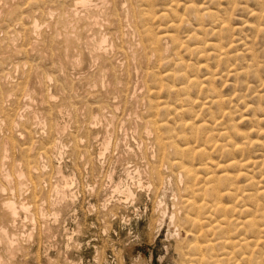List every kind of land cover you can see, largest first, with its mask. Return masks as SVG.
<instances>
[{
    "label": "rangeland",
    "instance_id": "obj_1",
    "mask_svg": "<svg viewBox=\"0 0 264 264\" xmlns=\"http://www.w3.org/2000/svg\"><path fill=\"white\" fill-rule=\"evenodd\" d=\"M27 1L0 0V228L7 231V238L4 235L2 237L0 232V264H198L200 257L197 248L205 247L204 245L207 244L214 246L202 252L204 253L203 263L212 264L216 259L215 264L219 261L224 262L222 264H260L261 262L264 264V0H152L153 2L135 0L134 3L131 0L130 5L127 0L121 1L122 3L120 0H101L102 2L91 0L87 6H77L75 10L74 0ZM118 3L121 5L118 6ZM151 3L152 5H149ZM188 3L191 4L188 6L194 8H189ZM146 6L148 9H144ZM201 6L203 9L208 8V11L211 9V13L214 11L212 14L216 19L204 17L197 22L195 14L190 13V15L189 11L193 12L194 9L201 13L203 10ZM64 8L67 13H62L65 12ZM11 9L17 12L12 13L9 11ZM94 9H96L95 12ZM69 10L72 14H69ZM114 11L116 13H112ZM249 11H255L256 13H251L256 16L249 15L251 14ZM262 11L263 15H261ZM97 12L100 17L94 18ZM138 12L143 13V16L144 13L149 15L143 17ZM110 15H115L116 18ZM130 17H132L131 20ZM157 17L159 19H156ZM177 17L178 21L175 20ZM75 18H80L82 21L79 19L80 21L77 22ZM112 18L117 19L119 23L115 22L114 25ZM150 18L153 19V23ZM100 20H108L109 25L108 22L102 23ZM214 20L217 24L212 23ZM262 20L263 22H260ZM133 21L137 22L136 27ZM179 21L180 24H178ZM36 22L37 28L34 29ZM89 22L92 25H89ZM209 22L214 24L213 27L209 25L211 24ZM221 22L232 24V27L226 24L231 30L240 28L236 29L238 32L233 29V34L230 32L225 33L226 35H215L214 32H217ZM244 22L247 24L249 22V25ZM129 23L133 25L128 27ZM140 23H145V26L141 27ZM104 24L108 27L107 29ZM206 25H209V28ZM198 27H202V30L200 31L201 28L198 29ZM111 28L112 30L120 28L119 31H123L121 32L123 36H120L116 30L113 32ZM136 28L139 32H145L149 39L169 32L171 33L168 35H174L173 38L177 39L174 45L169 41L167 44L166 40L161 42V46L165 43L162 46L164 48H161V52L163 50L164 52L159 56L155 53L158 58L161 56L158 60L156 56L154 57V53L147 51L144 47L146 44H143L142 37L137 36V31L133 34ZM128 30L129 32H126ZM148 30L152 31L153 35ZM258 30L262 31L259 33ZM108 31H112V34ZM117 33L118 36H116ZM199 36L202 37H200L201 40L198 39ZM214 41H217V45ZM221 42L222 46L227 47L223 50L228 57L233 55L231 59L226 56L229 60L221 59L223 62L216 59L217 51L211 50V47H220ZM210 43H214V46ZM197 44L202 45L198 47ZM229 44L233 46L232 54L229 51L231 48ZM177 45L182 46L181 49ZM95 47H98L97 50ZM190 47L192 52L188 54ZM141 49L147 52L143 51L145 54H142ZM202 49L204 54L206 52L205 55ZM193 51L197 54L201 53L198 54L201 56L192 55ZM210 51V54H214L210 55L208 53ZM233 51L235 55H239L235 56ZM146 53H148L147 57H144ZM163 55L169 56V62ZM135 56H137L136 59ZM162 57L164 60L167 59L166 62ZM181 59L183 61H180ZM141 60H147L149 63L141 62ZM253 61L254 64L251 63ZM177 62H182L185 68H182L183 65L179 66ZM200 63L203 66L202 64L199 66ZM233 64H235L233 69H230ZM186 66L189 72L192 67L190 73L187 72ZM240 68L246 70L241 74ZM144 70H147V74ZM231 70L238 71L239 74L232 77L228 72ZM167 72L168 74L171 72V75H175L176 78L168 80L162 78ZM177 72L183 73L184 76L178 79ZM226 72L228 74H224ZM216 74H219L217 75L220 77L219 80ZM206 76L209 79L205 78ZM182 77L186 80L185 82L188 81L185 83L186 91L183 88L185 86H181L184 81ZM197 77L198 81L204 78L207 80L198 82V88L190 86L189 82L191 83ZM168 86L172 88L169 90ZM162 87H164L163 90L167 87V93L159 92ZM179 87L182 90H179ZM199 89L201 91L204 89L202 94L198 92ZM193 90L199 95L193 93ZM208 90L212 92L208 93ZM178 92L180 95L176 94ZM181 92L185 95H181ZM120 93L126 96L125 101ZM186 96L189 97V101L186 100ZM217 96H220L222 101L219 102L218 100L221 99ZM215 99L218 100L215 102ZM159 101L167 103L160 105ZM179 101L180 104H178ZM207 103L212 106L209 108ZM201 105L203 106L199 107ZM160 106L164 107V110H157L161 108ZM204 106L207 109H204ZM172 107L176 108L172 110L178 114L172 113ZM223 110L227 113L222 114ZM160 113L166 114L162 116L163 121H159ZM153 119L159 125L162 122L168 127V129L161 127L159 131V134L166 133L161 136L165 137L166 143H171V149L167 147V156L164 159L158 158L154 136L150 133L152 128L149 125L145 126L147 121H154ZM183 120L189 125L181 124ZM201 123L205 125L204 129L201 128ZM190 125L194 129L191 133ZM145 129L151 131L147 132ZM162 129H165V132ZM223 130L227 131L226 136L229 138L218 137L219 134L224 133ZM180 131L184 135H181ZM174 132L175 134L180 132V134L175 137ZM184 136L186 138L182 140ZM242 137L244 138L241 139ZM250 139L251 142L260 145L254 146V144L249 152L246 145L251 142L246 143L243 140ZM200 142H203V145H199ZM213 142L214 145L220 144L215 146L226 147V149L219 151L217 149L220 148H213ZM236 145L238 150L235 149ZM183 146L185 148L189 146L188 148L194 150L204 148L206 155L205 157L193 156L197 159H189L183 154H179V157L175 149L183 150ZM197 146L200 147L196 148ZM227 149L232 155H227L229 154ZM241 150L242 153L238 155L237 151ZM248 152L249 156H247ZM246 157L247 160L251 159L257 164L254 168H250L252 170L248 168L250 171L245 173L248 171L243 166L244 161H247ZM198 158H202L203 161ZM229 160L234 162L237 160L238 163H242H239L242 166L237 162L239 166L234 165L235 163ZM192 162L195 164L191 165ZM204 163H206L205 167ZM196 164L198 167L203 164L204 167L202 168L204 170L200 169L199 173L196 171V174H199L197 182H206L208 178L220 177V189L225 194L230 191L236 193L238 198L230 192V195L227 194L229 198L223 196L219 202V205L226 204L220 206L226 207V211L230 208V212L225 213V218L216 217L221 216L222 213L218 214L213 210L205 215L204 210L196 212L185 205L184 202L190 198L191 191L186 188L190 187V184L189 186L185 184L186 175L182 172L185 169L181 165L197 167ZM237 171L239 174L235 173ZM181 172L183 178L180 179ZM230 174L232 178L228 177ZM224 177L229 178L227 183L222 180L225 179ZM66 185L68 188L65 187ZM229 188L230 190H227ZM127 191L133 193V198L127 196ZM251 195H253L252 198ZM4 199L15 203L17 212L15 217H9V213L6 214L3 204L7 200ZM230 203L236 205L231 206ZM22 205L28 209L25 211L21 208ZM246 207L250 209L249 214L255 216L252 220L254 218L256 221L258 225L256 228L249 229L241 225V222L249 216L245 213ZM261 208L263 211L260 210ZM163 212H166L164 217H162ZM172 215L175 216L173 223L170 222ZM209 215L211 220L204 221V217ZM199 218L204 223L198 224L196 220ZM220 220L230 235L229 249L227 245L225 247L220 245L221 242L227 243L226 234L228 236L227 232L220 233L215 227ZM216 222L217 224L212 225L215 228L210 226ZM224 223H228L229 227ZM209 226L216 231L211 230ZM221 234L225 237H221ZM256 238H259L258 242H255L258 240ZM240 239L250 242V247L247 249L243 243L237 246ZM209 254H213L212 258H214L209 257L211 256ZM220 256H224L225 259ZM257 258L261 259V262ZM210 259L214 261L211 262Z\"/></svg>",
    "mask_w": 264,
    "mask_h": 264
},
{
    "label": "bare ground",
    "instance_id": "obj_2",
    "mask_svg": "<svg viewBox=\"0 0 264 264\" xmlns=\"http://www.w3.org/2000/svg\"><path fill=\"white\" fill-rule=\"evenodd\" d=\"M19 1H20V0H19ZM21 1H22V0H21ZM25 1H27V0H25ZM28 1H29V0H28ZM28 1H27V2H28ZM34 1H36V0H34ZM90 1H91V0H74V1H73V8H74V10H75L77 6L85 7V6H87V5L89 4ZM117 1H118V0H117ZM121 1H123V0H120V2H121ZM127 1H129V5H130V3H132L131 0H127ZM134 1H135V0H133V3H134ZM139 1H140V0H139ZM139 1H138V2H139ZM146 1H151V2H153L152 0H146ZM166 1H167V0H166ZM208 1H209V0H208ZM257 1H259V0H257ZM260 1H261V0H260ZM31 2H32V0H31ZM37 2H39V1H37ZM37 2H36V3H37ZM93 2H94V1H93ZM100 2H102V1L100 0ZM104 2H105V1H104ZM107 2H108V1H107ZM110 2H111V1H110ZM144 2H145V0H144ZM144 2H143V3H144ZM121 3H122V2H121ZM127 3H128V2H127ZM139 3H140V2H139ZM146 3H147V2H146ZM146 3H145V5H146ZM148 3H150V2H148ZM169 3H170V2H169ZM93 4H94V3H93ZM104 4H105V3H104ZM104 4H102V5H104ZM115 4H117V3L115 2ZM119 4H120V3H118V6H119ZM124 4H126V3H124ZM16 5H17V4H16ZM108 5H111V4H108ZM120 5H121V4H120ZM132 5H134V4H132ZM141 5H143V4H141ZM147 5H148V4H147ZM149 5H152V3L149 4ZM167 5H168V4H167ZM188 5H191V4L188 3L187 6H188ZM59 6H60V5H59ZM89 6H90V5H89ZM114 6H115V7H118L117 5H114ZM114 6H113V8H114ZM127 6H128V5H127ZM134 6H135V5H134ZM193 6H194V5H193ZM231 6H233L232 2H231ZM234 6H236V4H235ZM10 7H11V6H10ZM102 7L109 8L110 6H109V7L102 6ZM129 7L131 8L132 6H129ZM129 7H128V9H129ZM136 7H137V6H136ZM147 7H148V6H146L144 9H146ZM168 7H170V6H168ZM168 7H167V8H168ZM184 7H186V6H184ZM188 7H189V8H190V7H191V8H194V7H192V6H188ZM188 7H187V8H188ZM199 7H200V6H199ZM201 7H202V9H203V6H201ZM65 8H66V7H65ZM65 8H64V11L66 10ZM71 8H72V7H71ZM89 8H90V7H89ZM113 8H112V9H113ZM132 8H135V7H132ZM139 8H142V7H139ZM151 8H153V7L151 6ZM204 8H205V7H204ZM233 8L235 9V7H233ZM20 9H21V8H20ZM87 9H88V8H87ZM99 9H100V8H99ZM114 9H115V8H114ZM135 9H137V8H135ZM147 9H148V8H147ZM169 9H170V8H169ZM200 9H201V8H200ZM260 9L262 10V8H260ZM74 10H72V11H74ZM118 10H119V12H120V9H118ZM121 10H122V9H121ZM123 10H125V9H123ZM130 10H133V9H130ZM138 10H139V9H138ZM138 10H137V11H138ZM140 10H143V9H140ZM167 10H168V9H167ZM187 10H188V9H187ZM208 10H209L208 8H207V9L205 8V9L201 10V13H199L198 10H194V9H193V12H191V11H189V10H188V11H189V14H190V13L195 14L194 16H195V19H197V22H200L199 20H202L204 17H208V19L210 18L211 20L214 19V18L216 19V17H214V14H212L214 11L211 13V12H210L211 9H210V11H208ZM9 11H12V13H13V11H16V12H17V10H12V9L9 10ZM54 11H55V10H54ZM58 11H59V10H58ZM66 11H67V10H66ZM66 11H65V12H62V13H67ZM87 11L89 12V10H86V12H87ZM95 11H96V9H94V12H95ZM100 11H101V10H100ZM100 11H98V12H100ZM103 11H106V10H103ZM103 11H102V12H103ZM115 11H116V10H115ZM115 11L112 12V13H116ZM126 11H127V10H125V12H126ZM137 11H136V12H137ZM147 11H150V10H146V12H147ZM162 11H163V13H164V10H162ZM162 11H160V13H162ZM16 12H14V14H16ZM24 12H25V11H24ZM49 12H50V11H49ZM75 12H76V11H75ZM80 12H81V11H80ZM90 12H91V10H90ZM90 12H89V13H90ZM98 12H97V15H95L96 17L94 16V18H97V16H98ZM109 12H110V11H109ZM143 12H144V11H143ZM150 12H151V11H150ZM169 12H171V11H169ZM172 12H173V10H172ZM249 12H250V13H251V12H252V13H256L255 11H249ZM21 13H22V12H21ZM47 13H48V12H47ZM70 13H71V11L69 10V14H70ZM104 13H105V12H104ZM117 13H118V12H117ZM122 13H123V12H122ZM122 13H121V14H122ZM138 13L140 14V12H138ZM151 13H152V12H151ZM230 13H231V12H230ZM252 13H251V14L248 13V14L253 16ZM257 13H258V12H257ZM71 14H72V13H71ZM109 14H111V13H109ZM109 14H108V15H109ZM132 14H133V13H132ZM134 14H135V13H134ZM164 14H165V13H164ZM164 14H163V15H164ZM199 14H200V15H199ZM67 15H68V14H67ZM75 15H76V14H75ZM77 15H78V14H77ZM104 15H105V14H104ZM119 15H120V13H119ZM122 15H124V14H122ZM122 15H121V16H122ZM137 15H138V14H137ZM140 15L143 16V13H141ZM145 15H147V14L144 13V16H143V17H145ZM148 15H149V13H148ZM148 15H147V16H148ZM190 15H191V14H190ZM215 15H217V14H215ZM261 15H263V11H262V14H261ZM78 16H79V15H78ZM83 16H84V15H83ZM110 16H112V15H110ZM114 16H115V15H113L112 17H113V18H116V17H114ZM130 16H133V15L130 14ZM135 16H136V15H135ZM255 16H256V15L254 14L253 17H255ZM75 17H76V16H75ZM92 17H93V16H92ZM98 17H100V16H98ZM104 17H106V16H104ZM119 17H120V16H119ZM158 17H159V15H158ZM158 17H157L156 19H159ZM160 17H163V18H164L165 16H161V15H160ZM175 17H176V16H175ZM175 17H174V18H175ZM250 17H251V16H250ZM257 17H258V16H257ZM82 18H83V17H82ZM88 18H90V17H88ZM113 18H112L111 20H113ZM121 18H123V17H121ZM131 18H132V17H130V20H131ZM163 18H162V20H163ZM229 18H230V17H229ZM261 18H262V16H261ZM76 19H78V18H75V21H77V22L80 21V20L82 21V19H80V18H79L80 20H79V19L76 20ZM108 19H109V18H108ZM134 19H135V17H134ZM136 19H137V18H136ZM139 19H141V18H139ZM142 19H143V18H142ZM144 19H146V18H144ZM177 19H178V17H177L175 20H177ZM182 19H183V18H182ZM182 19H180L181 22H182ZM254 19H256V18H254ZM92 20H93V19H92ZM127 20H129V17H127ZM127 20H126V21H127ZM263 20H264V19H263ZM263 20L260 21V22H263ZM101 21H102V20H100V22H101ZM105 21H106V20H105ZM105 21H102V23H105ZM119 21H120V20H119ZM138 21H139V20H138ZM150 21H152V23H153V19H152V18H150ZM150 21H145V22H150ZM155 21H156V20H155ZM177 21H178V20H177ZM183 21H184V20H183ZM209 21H210V20H209ZM215 21H216V20L212 21V23L215 22ZM83 22H85V21L83 20ZM106 22H108V20H107ZM115 22H116V23H119V22L117 21V19H114V20H113V24H114V25L116 24ZM129 22L131 23V21H129ZM140 22H141V21H140ZM143 22H144V21H143ZM171 22H172V21H171ZM171 22H170V23H171ZM181 22L179 21L178 24H180ZM193 22H194V21H193ZM223 22H224V21H223ZM85 23H88V22H85ZM91 23H93V22H91ZM97 23H98V22H97ZM110 23H111V22H110ZM121 23H122V22H120V24H121ZM130 23H129L128 27L133 25V24L130 25ZM132 23H134L135 27L137 26V22H136V21H133ZM174 23H175V22H174ZM209 23H211V22H209ZM212 23L209 24V25H211V27H213L212 25H214V24H212ZM215 23H216V22H215ZM227 23H228V22H227ZM227 23L224 24V23L221 22V23L219 24V29H218V27H217V30L215 29L217 32H216V33L214 32V34H215V35H216V34L221 35V34H225V33L227 34V33H230V32H232V31H234L233 29L236 30L237 28H240V27H236V28H232V30H231L229 27H230V26L232 27V24L230 25V23H228V24L230 25V26L228 27V26H226ZM95 24H96V23H95ZM106 24H107V23H106ZM140 24H142V23H140ZM140 24H138V25L141 26ZM149 24H150V23H149ZM175 24H177V23H175ZM175 24H174V25H175ZM216 24H217V23H216ZM244 24H247V23L244 22ZM250 24H251V23H250ZM86 25H87V24H86ZM89 25H92V24H90V22H89ZM108 25H109V22H108ZM108 25H107V26H108ZM122 25H123V23H122ZM143 25L145 26V23L142 24L141 27H143ZM168 25H169V24H168ZM209 25H206V26L208 27ZM247 25H249V22H248ZM263 25H264V23H263ZM119 26H120V25H119ZM170 26H171V24H170ZM178 26H179V25H178ZM178 26H176V27H178ZM34 27H35L34 29L37 28V22L34 23ZM104 27H105V24H104ZM120 27L123 28V26H120ZM146 27H147V26H146ZM166 27H169V26H166ZM171 27H173V26H171ZM202 27H203V26H202ZM202 27H200L201 29L198 27V29H200V31H201V30H202ZM259 27H260V26H259ZM31 28H32V27H31ZM105 28L107 29L108 27H105ZM144 28H145V27H144ZM149 28H150V27H149ZM174 28H175V27H174ZM203 28H204V27H203ZM205 28H206V27H205ZM208 28H209V27H208ZM109 29H110V28H109ZM119 29H120V28H119ZM119 29H118V28H117V29L115 28L114 30H112V28H111V30H112L113 32L116 30V32L120 33V36H123V35H121V32H123V31H119ZM198 29H197V30H198ZM241 29H242V28H241ZM241 29H240V30H241ZM262 29H263V28H262ZM141 30H142V29H141ZM164 30L166 31L165 26H164ZM215 30H213V31H215ZM237 30H238V29H237ZM237 30H236V31H237ZM240 30H239V33H240ZM255 30H257V29H255ZM106 31H107V30H106ZM112 31H111V32L108 31V32H109L110 34H112ZM135 31H137V34H138L137 36L142 37V39H141L140 37H139V38L142 40V42H144L143 44H146V46H144V47H146L147 51L149 50L151 53H154V57L156 56L155 53H158V56H159V55H161V53L164 52V50H163V52H161V48H164V47H162V46H164V44H165V43H163V45L161 46V42H162L163 40H166V43H167V41H169L170 43H173V45H174V42H175L176 39H177V38H176V39L173 38L174 35H173V36L168 35L169 33H171V32H169V31H168L169 33L161 34V36H160V35H159V36L156 35V36H158L157 38H152V37H151L150 39L148 38V35H147V34H146V35L144 34L145 32H144V33H142L141 31L139 32V29H138V28H136V30L133 31V34H135V33H134ZM144 31H145V30H144ZM148 31H150V30H148ZM211 31H212V30H211ZM260 31H262V30H258L259 33H260ZM35 32H36V31H35ZM116 32H115V33H116ZM126 32H129V30L126 31ZM131 32H132V30H131ZM146 32H147V28H146ZM150 32H151V35H153L152 31H150ZM163 32H164V31H162V33H163ZM237 32H238V31H237ZM118 33H117V35H116V34H114V35L118 36V35H119ZM107 34H108V33H107ZM149 34H150V33H149ZM214 34H213V35H214ZM226 34H225V35H226ZM232 34H233V32H232ZM235 34H236V32H235ZM236 35H237V34H236ZM112 36H113V35H112ZM116 36H115V37H116ZM228 36H231V35H228ZM228 36H226V37H228ZM232 36H233V35H232ZM234 36H235V35H234ZM200 37H201V36H199L198 39L201 40L202 37H201V38H200ZM215 37H219V36H215ZM121 38H122V37H121ZM220 38H222L223 40H225V39H224L223 37H221V36H220ZM228 38H230V37H228ZM236 38H237V37H236ZM117 39H118V38H117ZM196 39H197V38H196ZM232 39H233V38H232ZM114 40H115V39H114ZM114 40H113V41H114ZM125 40H126V39H125ZM141 40H139V41H141ZM200 40H197V41H200ZM227 40H228V39H227ZM227 40H226V42L228 43L229 40H228V41H227ZM235 40H236V39H234V41H235ZM105 41H107V39H106ZM219 41H220V39H219ZM230 41H231V40H230ZM117 42H118V40H117ZM178 42H179V41L177 40V43H178ZM214 43H215V45H217V44H216L217 41H214ZM214 43H212V44L210 43V45H211V46H214V45H213ZM224 43H225V42H224ZM224 43H223V44H224ZM96 44H97V43H96ZM141 44H142V43H141ZM167 44H169V43H167ZM179 44H181V43H179ZM179 44H178V45H179ZM198 44H199V43H198ZM198 44H197L198 47H200V45H202V44H200V45H198ZM203 44H204V43H203ZM218 44H219V43H218ZM231 44L234 45L233 42H231ZM139 45H140V44H139ZM139 45H138V46H139ZM178 45H177V47H178L179 49H181L182 46L179 47ZM181 45H183V44H181ZM208 45H209V44H208ZM224 45H225V44H224ZM229 45H230V44H229ZM229 45H228V46H229ZM101 46H102V45H101ZM101 46H100V47H101ZM114 46H115V45H114ZM119 46H120V45H119ZM134 46H135V45H134ZM169 46H170V45H169ZM205 46H206V45H205ZM211 46H209V47H211ZM221 46H222V42H221ZM221 46H220V47H217V48H214L215 46H214V47H211V48H212L211 50H214V49H215L214 52L217 51V52H215V53H217V55L215 54L216 59H219V61L223 62V61H225L224 58H227L228 55H227V53L223 50V49H225V48L227 49V47L222 46V48H221ZM230 46H231V45H230ZM89 47H91V46H89ZM144 47H142V48L144 49ZM171 47H172V44H171ZM175 47H176V45H175ZM195 47H196V45H195ZM203 47H204V46H203ZM232 47H233V46H231V48L228 47V48H229V51H230V54H232V51H231ZM91 48H93V47H91ZM96 48H98V47H95V49H96ZM192 48H193V47H192ZM204 48H205V47H204ZM122 49H123V48H122ZM134 49H135V48H134ZM138 49H140V48H138ZM143 49H141V50H142L141 53H142V54H145L143 51H145V52H147V51H146V50H143ZM170 49H171V48H170ZM170 49H169V50H170ZM199 49H200V48H198V50H199ZM90 50H92V49H90ZM96 50H97V49H96ZM101 50H102V48H101ZM135 50H137V49H135ZM172 50H174V49H172ZM176 50H178V49H176ZM194 50H195V49H194ZM196 50H197V49H196ZM198 50H197V51H198ZM88 51H89V50H88ZM94 51H95V50H94ZM106 51H107V50H106ZM185 51H187V49H186ZM190 51H191V47H190V50H189L188 54L192 52V51H191V52H190ZM202 51H203V49H202ZM96 52H97V51H96ZM123 52H124V51H123ZM123 52H122V53H123ZM139 52H140V51H139ZM139 52H138V53H139ZM174 52H175V51H174ZM233 52H234V51H233ZM133 53H134L135 55H137V53H135V52H133ZM159 53H160V54H159ZM171 53L173 54L172 56H174V53H173V52H171ZM175 53H176V52H175ZM184 53H185V52H184ZM208 53L210 54L211 51L208 52ZM90 54H91V53H90ZM106 54H107V53H106ZM125 54H126V53H125ZM139 54H140V53H139ZM147 54H148V53H146V55H144V57H147ZM176 54H178V53H176ZM193 54L196 55L197 53H195V52L193 51L192 55H193ZM198 54H201V53H198ZM198 54H197V56H201V55H198ZM205 54H206V52H205ZM205 54H204V51H203V55H205ZM209 54H208V55H209ZM213 54H214V53H213ZM213 54H210V55H213ZM233 54L235 55V52H234ZM236 54H237V52H236ZM99 55H100V54H99ZM123 55H124V54H123ZM131 55H132V54H131ZM131 55H130V56H131ZM149 55H150V53H149ZM185 55H186V53H185ZM238 55H239V54H238ZM238 55H235V56H238ZM97 56H98V54H97ZM97 56H96V57H97ZM103 56H104V55H103ZM158 56H156V58L159 60V58H160L161 56H160L159 58H158ZM163 56H164V55H163ZM175 56H176V55H175ZM197 56H196V57H197ZM226 56H227V57H226ZM235 56H234V57H235ZM99 57H100V56H99ZM136 57H137V56H135V59H136ZM149 57H150V56H149ZM164 57H167V56H164ZM164 57H162V58H163V61L166 62L167 59L165 58V60H164ZM168 57H169V56H168ZM168 57H167V58H168ZM207 57H208V56H207ZM230 57L232 58L233 55H232V56H229L228 58H230ZM93 58H95V57H93ZM142 58H143V57H142ZM150 58H152V57H150ZM162 58H161V60H162ZM175 58H176V57H175ZM175 58H174V60L177 59V58H176V59H175ZM178 58H179V56H178ZM228 58H227V59H228ZM231 58H230V59H231ZM133 59H134V58H133ZM143 59H144V58H143ZM179 59H180V58H179ZM179 59H177V60H179ZM221 59H222L223 61H222ZM147 60L150 61L149 59H147ZM147 60H144V61L147 62ZM153 60H155V58H153ZM161 60H160V61H161ZM212 60H213V59H212ZM228 60H229V59H228ZM252 60H253V59H252ZM105 61H106V60H105ZM144 61L141 60V62H144ZM155 61H156V60H155ZM160 61H157V63H158V62L160 63ZM180 61H183V60L181 59ZM216 61H217V60H216ZM219 61H218V62H219ZM102 62H103V61H102ZM136 62H137V61H136ZM161 62H162V61H161ZM167 62H169V58H168ZM170 62H172V59H170ZM139 63H140V62H139ZM147 63H149V62H147ZM251 63L254 64V61L251 62ZM177 64H179V66H182V65H183L182 62H181V63H180V62H177ZM201 64H202V63H200V64H198V65L200 66ZM218 64H220V63H218ZM218 64H217V65H218ZM224 64H226V63H224ZM230 64H231V63H230ZM116 65H117V64H116ZM155 65H156V64H155ZM158 65H159V64H158ZM160 65H161V64H160ZM172 65H173V64H172ZM234 65H235V64H233V65L231 66L232 68L230 67V69H233V66H234ZM142 66H143V65H142ZM173 66H176V65L174 64ZM183 66H184V65H183ZM183 66H182V68H185V66H184V67H183ZM190 66H194V65H190ZM196 66H197V65H196ZM202 66H203V64H202ZM202 66H201V67H202ZM223 66H224V65H223ZM226 66H228V65L226 64ZM146 67H148V66H146ZM197 67H198V66H197ZM245 67H246V66H245ZM258 67H259V66H258ZM258 67H256V68H258ZM144 68H145V67H144ZM176 68H177V70H179L178 67H176ZM182 68H180V69L182 70ZM186 68H188V67L186 66ZM191 68H192V67H190V72H191V70H192ZM199 68H200V67H199ZM235 68H236V67H235ZM243 68H244V67H243ZM243 68H242V69H243ZM250 68L253 69V67H251V66H250ZM146 69L150 70L149 68H146ZM234 70H235V69H234ZM244 70H246V69L241 70V68H240V71H239V72H241V74H242V73H243L242 71H244ZM108 71H109V70H108ZM112 71H113V70H112ZM144 71H145L144 73H146L147 70H144ZM171 71H172V70H171ZM174 71H175V70H174ZM185 71H186V70H185ZM215 71H216V70H215ZM187 72L190 73V72H189V68H188ZM228 72H229V74H231V76H232V75L236 76V74H239V73H237L238 71H233V70L228 71ZM228 72H226V73H224V74H228ZM149 73H150V72H149ZM163 73H164V72H163ZM163 73H162V74H163ZM178 73H179V72H177L176 74H178ZM110 74H111V73H110ZM121 74H123V73H121ZM140 74H141V72H140ZM146 74H147V73H146ZM150 74H151V73H150ZM150 74H149V75H150ZM172 74H173V73H172ZM180 74H181V73H179L178 75H176L178 79H181L180 77L183 75V73H182L181 75H180ZM163 75H164V74H163ZM186 75H187V74H186ZM217 75H219V74H216L215 76H217ZM183 76H184V75H183ZM190 76H191V75H190ZM194 76H195V75H194ZM194 76H193V77H194ZM109 77H110V76H109ZM122 77H123V76H122ZM141 77H142V76H141ZM146 77H147V76H146ZM212 77H213V74H212ZM217 77H218V76H217ZM222 77H224V75H223ZM232 77H233V76H232ZM107 78H108V77H107ZM112 78H114V77L112 76ZM124 78H125V77H124ZM142 78H143V77H142ZM162 78H166V80H168V79H174V78H176V77H175V75H171V72H170V74H168V72H167L164 76H162ZM189 78H190V77H189ZM191 78H192V76H191ZM205 78H208V76H206ZM205 78H204V79L202 78V79H203V80H207V79H205ZM219 78H220V77H218L217 79L219 80ZM127 79H128V78H127ZM143 79H145V78H143ZM143 79H142V80H143ZM156 79H157V78H156ZM182 79L184 80V77H182ZM192 79H193V78H192ZM196 79H197V80H196ZM208 79H209V78H208ZM212 79H213V78H212ZM212 79H210V80H212ZM108 80H109V79H108ZM120 80H121V79H120ZM154 80H155V79H154ZM162 80H163V79H162ZM166 80H165V81H166ZM183 80H181V81H183ZM187 80H188V79H187ZM198 80H199L198 77L194 79V81H197V82H194V81L191 80L192 82H191V83L189 82L190 86H192V87H195V86H196V87L198 88L199 85H197V83L203 81V80H201V81H198ZM173 81H174V80H173ZM176 81H178V80H176ZM181 81H180V82H181ZM185 81H186V80H184L183 83H181V86H185V83H188V81H187V82H185ZM189 81H190V80H189ZM213 81H215V80H213ZM126 82H127V81H126ZM143 82H145V80H144ZM153 82H154V81H153ZM156 82H157V81H156ZM161 82H162V81H161ZM166 82H167V81H166ZM166 82H165V83H166ZM180 82H179V84H180ZM208 82H209V81H208ZM120 83H121V82H120ZM130 83H131V82H130ZM169 83L171 84V81H170ZM205 83H206V82H205ZM209 83H210V82H209ZM213 83H214V82H213ZM213 83H212V85H213ZM107 84H108V83H107ZM162 84H164V83L162 82ZM182 84H183V85H182ZM198 84H199V83H198ZM202 84H203V83H202ZM141 85H142V81H141ZM165 85H167V84H165ZM187 85H188V84H187ZM203 85H204V84H203ZM131 86H132V85H131ZM144 86H145V85H144ZM155 86H157V84H156ZM159 86H160V85H159ZM161 86H164V85H161ZM171 86H173V85H171ZM190 86H189V88L191 89ZM118 87H119V86H118ZM124 87H125V86H124ZM126 87H127V86H126ZM173 87H174V86H173ZM201 87H202V86H201ZM204 87L207 88V89H212V88H210V87H206V86H204ZM211 87H216V86H211ZM122 88H123V87H122ZM146 88H147V87H146ZM152 88H155V87L152 86ZM152 88H151V90L154 92V90H153ZM158 88H159V87H158ZM166 88H167V87H166ZM166 88H165V90H163L164 87H162V88H161L162 90H159V92H160V91H165V92H166ZM168 88H169V90H170L172 87H169V86H168ZM183 88H185L184 90L186 91V88H187V87L185 86V87H183ZM197 88H192V89H197ZM205 88H204V89H205ZM127 89H128V88H127ZM131 89H132V88H131ZM155 89H156V88H155ZM173 89H175V88H173ZM180 89H181V87H179V90H180ZM201 89H202V88H201ZM204 89H203V90H204ZM157 90H158V89H157ZM157 90H155V92H156ZM176 90H177V88H176ZM181 90H182V89H181ZM199 90H200V89H199ZM203 90H202V91H203ZM205 90H206V89H205ZM215 90H216V89H215ZM125 91H127V90H125ZM131 91H132V90H131ZM152 91H150V93H151ZM193 91H194L193 93H196L195 90H193ZM196 91H198V90H196ZM202 91L200 90V91H198V92H201V94H202V93H203ZM210 91H211V90H210ZM210 91L208 90V93H209ZM114 92H115V91H114ZM133 92H134V91H133ZM176 92H177V91H176ZM189 92H191V91H189ZM204 92H207V91H204ZM211 92H212V91H211ZM214 92H215V95H216V91H214ZM146 93H147V94H150V93H148V92H146ZM166 93H167V92H166ZM187 93H188V90H187ZM187 93H186V95H188ZM120 94H121V93H120ZM176 94H179V92L176 93ZM176 94L174 93V96H176ZM182 94L185 95L183 92H181V95H182ZM189 94L191 95V93H189ZM196 94H198V93H196ZM107 95H108V94H107ZM121 95H122V94H121ZM125 95H126V93H125ZM157 95H158V93H157ZM179 95H180V94H179ZM179 95H178V96H179ZM198 95H199V94H198ZM212 95H214V94L212 93ZM137 96H138V95H137ZM188 96H189V95H188ZM188 96H186V97H187L186 100L189 98ZM209 96H210V95H209ZM129 97H130V96H129ZM147 97H148V96H147ZM149 97H150V96H149ZM149 97H148V98H149ZM179 97H180V96H179ZM197 97H199V96H197ZM211 97H212V96H211ZM219 97H220V96H217V98H219ZM263 97H264V96H263ZM122 98L124 99L123 101H125L126 96H123V95H122ZM176 98H177V97H176ZM176 98H175V100H177ZM180 98H182V97H180ZM209 98H210V97H209ZM213 98H214V97H213ZM178 99H179V98H178ZM182 99H184V98H182ZM220 99H221V97H220ZM189 100H190V99H188L187 101H189ZM209 100H210V99H209ZM216 100H218V99H215V102H216ZM149 101H150V100H149ZM149 101H148V102H149ZM184 101H185V99H184ZM212 101H213V99H212ZM218 101L220 102V101H222V99H221V100H218ZM218 101H217V102H218ZM159 102H161V101H159ZM205 102H206V101H205ZM209 102H210V101H209ZM219 102H218V105H219ZM223 102H226V100H223ZM115 103H116V102H115ZM138 103H139V102H138ZM162 103H163V104H162ZM166 103H167V102H166ZM166 103L161 102L160 105H161V104L164 105V104H166ZM111 104H112V102H111ZM120 104H121V103H120ZM130 104H131V103H130ZM133 104H134V103H133ZM178 104H180V101L178 102ZM203 104H204V103H203ZM207 104H208V103H207ZM207 104H206V105H207ZM215 104H216L215 106L217 107V103H215ZM224 104H225V103H224ZM107 105H108V104H107ZM118 105H119V104H118ZM148 105H149V104H148ZM155 105H156V104H155ZM206 105H205V106H206ZM208 105H209V104H208ZM110 106H111V105H110ZM127 106H128V105H127ZM179 106H180V105H179ZM202 106H203V105H201V106H199V107H202ZM205 106H204V109H207V107H205ZM210 106H212V104L209 105L208 107L210 108ZM245 106H247V105H245ZM101 107H102V106H101ZM108 107H109V106H108ZM111 107L113 108V106H111ZM160 107H161V106H160ZM165 107H166V106H165ZM213 107H214V106H213ZM216 107H215V108H216ZM222 107H223V105H222ZM247 107H248V106H247ZM157 108H159V105H157ZM174 108H175V107H174ZM174 108L172 107L171 110L174 109ZM181 108H182V107H181ZM244 108H245V107H244ZM103 109H104V108H103ZM110 109H111V108H110ZM146 109H148V108H146ZM161 109L164 110V107H163V108L161 107L160 109H157V110H161ZM168 109H169V108H168ZM168 109H167V110H168ZM175 109H176V108H175ZM175 109H174V110H175ZM182 109H183V108H182ZM184 109H185V108H184ZM186 109H187V108H186ZM201 109H203V108H201ZM246 109H248V108H246ZM246 109H245V110H246ZM177 110H179V109H177ZM150 111H151V110H150ZM150 111H148V112H150ZM172 111H173V110H172ZM180 111H181V109H180ZM183 111H185V110H183ZM188 111H189V110H188ZM219 111H220V109H219ZM155 112H156V111H155ZM170 112H171V111H170ZM174 112H176V111H173L172 113L174 114ZM185 112H186V111H185ZM224 112L227 113L226 110H225V111L223 110V111H222V114H224ZM161 113H163V112H161ZM161 113H160V114H161ZM164 113H166V112H164ZM172 113H171V114H172ZM176 113L178 114V112H176ZM149 114H151V113H149ZM149 114H148V115H149ZM177 114H176V115H177ZM153 115H154V114H153ZM153 115H152V116H153ZM165 115H166V114H165ZM165 115H164V114H161V116H160L161 119L159 120V118H158V120H159V121H163L164 118H163L162 116H165ZM149 116L151 117V115H149ZM149 116H148V117H149ZM178 116H179V115H178ZM223 116H224V115H223ZM142 117H143V115H142ZM146 118H147V117H146ZM147 119H148V118H147ZM162 119H163V120H162ZM240 119H241V118H240ZM242 119L244 120L245 118L243 117ZM247 119H248V118H247ZM153 120H154V119H153ZM214 120H215V119H214ZM180 121H182V120H180ZM193 121H194V120H193ZM245 121H246V120H245ZM263 121H264V120H263ZM184 122H185V121L183 120V123H182V122H180V123H181V124H185V125H186V124L189 125L188 123H184ZM188 122H189V121H188ZM202 123H203V122H202ZM202 123H201V124H202ZM199 124H200V122H199ZM216 124H217V123H216ZM147 125H149V126L152 128V132H150L151 130L149 131V130H146V129H145V131H147V132L149 131V132H150L151 134H153V136H154V142H155L154 144L156 145L157 150H158V151H157V152H158V154H157V155H158V158H160V159H161V158H162V159L166 158V156H167V151H168V150H167V149H168L167 147H170V149H171V143H166V139H164L165 137H162V136H161V135L164 136L166 133H165V134H159V131H160L161 127H166V125L164 124V125H165V126H164L162 122H161V124L159 125L155 120H154V121H147L145 126H147ZM161 125H163V126H161ZM168 125H169V124H168ZM179 125H180V124H179ZM192 125H193V124H192ZM182 126H184V125H182ZM182 126H181V127H182ZM195 126H196V125H195ZM195 126H194V127H195ZM200 126H201V125H200ZM204 126H205V125L202 124L201 128L203 127L202 129H204ZM150 127H147V128L149 129ZM189 127H190L191 130H192V131L190 130V133L193 132L194 129L191 127V125H190ZM189 127H187V129H188ZM226 127H227V126H226ZM145 128H146V127H145ZM166 128L168 129V127H166ZM166 128H165V129H166ZM179 128H180V127H179ZM184 128H185V126H184ZM196 128H198V127H196ZM235 128H237V127H235ZM165 129H164V130H165ZM181 129H183V128H181ZM181 129H180V130H181ZM185 129H186V128H185ZM225 129H226V128H225ZM164 130L162 129L163 132H165ZM174 130H176V129L174 128ZM188 130H189V129H188ZM259 130H260V129H259ZM166 131H167V130H166ZM169 131H170V130H169ZM181 131H182V130H181ZM181 131H180V132H181ZM223 131H224V133H222V134H219V133H218V134H219L218 137H219V136H223V137H225L226 139L229 138V137L226 136L227 131H225V130H223ZM223 131H222V132H223ZM233 131H238V129H237V130H236V129H235V130L233 129ZM147 132H146V133H147ZM180 132H179V134H180ZM184 132H185V131H184ZM190 133H189V134H190ZM238 133H240V132H238ZM238 133H237V134H238ZM57 134H59V133H57ZM142 134H143V133H142ZM168 134H169V133H168ZM174 134H175V132H174ZM179 134H175V135H176L175 137H177V135H179ZM169 135H173V134H169ZM169 135H166V136H169ZM181 135H184V134H182V132H181ZM181 135H180V138H181ZM192 135L194 136V133H193ZM232 135H234L233 132H232ZM240 135H241V133H240ZM243 135H245V134H243ZM193 136H192V137H193ZM203 136H204V134H203ZM170 137H171V136H170ZM200 137H201V136H200ZM208 137H209V136H208ZM208 137H207V138H208ZM144 138H145V137H144ZM178 138H179V136H178ZM184 138H186V137L184 136V137L182 138V140H183ZM190 138H191V134H190ZM202 138H204V137H202ZM220 138H222V137H220ZM243 138H244V137H242L241 139H243ZM171 139H174V138H171ZM223 139H224V138H223ZM226 139H224V141H225ZM247 139H248V138H247ZM164 140H165V141H164ZM206 140H207V139H205V141H206ZM151 141H152V140H151ZM173 141H176V140H173ZM184 141H186V140H184ZM200 141H203V140L200 139ZM205 141H204V144L207 142V141H206V142H205ZM243 141L246 142V143H249V142H251V139H250V140H247V141H246V140H243ZM152 142H153V141H152ZM171 142H172V140H171ZM209 142H210V141H209ZM222 142H223V141H222ZM225 142H227V141H225ZM225 142H224V143H225ZM232 142H233V141H232ZM244 142H242V143H244ZM58 143H59V142H58ZM175 143H177V142H175ZM200 143H201V142H200ZM202 143H203V142H202ZM202 143L199 144V145H203ZM154 144H153V145H154ZM173 144H174V142L172 143V145H173ZM225 144H226V143H225ZM233 144L235 145V143H233ZM233 144H231V145L233 146ZM254 144H255V145H254ZM184 145H186V144H184ZM213 145H214V142H213ZM215 145H219V146H220V144H217V143H216ZM215 145L213 146V148L218 147V148H220V149H217V150H219V151L226 149V147H219V146H215ZM237 145H240V144H237ZM237 145H236L237 148L235 147V149L238 150V146H237ZM253 145H254V146H259L260 144H256V143H254V142H251V143H249L248 145H246V146H248V149H247L246 146H245V147H246V149L249 151L250 149L253 148ZM241 146H243V145H241ZM175 147H176V146H175ZM175 147H174V148H175ZM178 147H179V145H178ZM178 147H177V148H178ZM188 147H189V146H187V147L185 148V147L183 146V148H184L183 150H182V148H181V150H179V148H178V149H175V153H176L179 157H180L179 154H183V155L187 156L189 159H190V158H195V157H193V156H195V155H197V157H203V156L205 157L206 153H205V149H204V148L199 149V150H197V149L194 150V149H192V148H188ZM198 147H200V146H197L196 148H198ZM231 148H233V147H231ZM240 148H241V147H240ZM228 149L230 150V148H228ZM228 149H227V150H228ZM233 149H234V148H233ZM235 149H234V150H235ZM173 150H174V149H173ZM229 150H228V151H229ZM247 150H246V151H247ZM170 151H172V150H170ZM213 151H214V150H213ZM226 152H227V151H226ZM232 152H233V151H232ZM249 152H250V151H249ZM249 152H248L247 156H249ZM175 153H174V154H175ZM240 153H242V150L239 151V152L237 151V154H238V155H239ZM230 154H231V152L229 151V154H227V155H230ZM245 154H246V153H245ZM170 155H171V154H170ZM170 155H169V157H170ZM231 155H232V154H231ZM236 156H237V155H236ZM181 158H182V157H181ZM183 158H184V157H183ZM185 158H186V157H185ZM188 158H187V159H188ZM230 158H231V157H230ZM237 158H238V157H236V159H237ZM195 159H197V158H195ZM199 159H202V158H198V160H199ZM191 160L194 161L193 159H191ZM237 160H238V159H237ZM237 160H236L235 162H234L233 160H229V161L234 162V163H235L234 165H238V164L241 163V162L238 163ZM243 160H244V159H243ZM243 160H241V161H243ZM246 160H247V157H246ZM202 161H203V159H202ZM186 162H187V161H186ZM195 162L197 163V161H195ZM195 162H194V163L192 162L191 165H194ZM198 162H199V161H198ZM205 162H206V160H205ZM236 162H237L238 164H237ZM244 162H245V164H244L243 166H245V167L247 168L246 170H248V171H245V173H246V172H249L250 170H252V169H250V168H254L255 165L257 164V163H254V161H251V159H249V160H247V161H244ZM177 163H178V162H177ZM180 163H181V162H180ZM228 163H229V162H228ZM228 163H227V164H228ZM188 164L190 165V163H188ZM188 164H187V165H188ZM205 164H206V163H204V167H205ZM241 164H242V163H241ZM196 165H197V164H196ZM239 165H240V164H239ZM239 165H238V166H239ZM185 166H186V165H185ZM200 166H201V164L199 165V167H198V165H197V167H194V166H193V167H188V166L184 167V166L181 165V167H182L183 169H185V170L182 171V172H184V174L186 175V180H187V181L185 182V184H186L187 186H189L188 184H190V187H186V186H185V187L187 188V190H190V191H191V192H190L191 195L189 194V195H190V198H189L188 200H185L184 203H185V205H187L188 208H191V209H193V210L196 211V212H197V211L202 212L201 210H204V212H206V213H204V214L207 215L208 212H210L211 210H213V212H215V213H218V214H221V213H222L221 216L217 214L218 216H216V217H219L220 219H221V218H225V213H226L227 211H229L230 208H229V209L227 208L228 210L226 211V209H225L226 207H225V208L220 207V206H225L226 204L223 205L224 203H223V204L221 203V205H219V204H220L219 202H220V200H221V198H222L223 196L228 197L227 194L230 195V192H233V191H230L229 193L225 194V193L223 192V190L220 189V187H221V186H220V182H221L220 177L217 178V179L208 178V179L206 180V182H202V181H200V183L197 182V176H198L199 174L197 175V174H196V171H198V173H199V170L202 169V168H204V167H203V164H202L201 167H200ZM230 166L233 167V165H230ZM240 166H242V165H240ZM31 167H33V166H31ZM31 167H30V168H31ZM232 167H228V168H232ZM234 167H237V166H234ZM33 168H35V167H33ZM192 168H195L196 170H195V169L192 170ZM239 168H240V167H239ZM242 168H243V167H242ZM248 168H249L250 170H249ZM28 169H29V167H28ZM28 169H27V170H28ZM232 169H233V168H232ZM234 169H235V168H234ZM236 169H237V168H236ZM243 169H245V168H243ZM32 170H33V169H32ZM202 170H204V169H202ZM234 171H236V170H234ZM31 172H32V171H31ZM182 172L179 174V178H180V179L183 178V176H181V175H182ZM240 172H241V171H240ZM235 173H238V174H239L238 171L235 172ZM30 174H31V173H30ZM184 174H183V175H184ZM6 175H7V178H8V177H9L8 174H6ZM224 175L226 176L227 174H224ZM228 175H229V174H228ZM228 177H231V178H232V175L230 174V176H228ZM215 178H216V177H215ZM224 178H225V179H222V180H224V182L227 183L228 180H229V178H227V177H224ZM235 178H236V176H235ZM235 178H233V180H235ZM230 180H231V179H230ZM198 181H199V180H198ZM187 182H188V183H187ZM233 183H235V181H234ZM185 184H184V185H185ZM218 185H219V187H218ZM224 185H225V184H224ZM230 185H234V184H230ZM67 186H68V185H66L65 187L68 188ZM228 186H229V185H228ZM235 186H236V183H235ZM65 187H64V188H65ZM224 188H225V186H224ZM233 188H234V186H233ZM233 188H232V189H233ZM237 188H239V187H237ZM237 188H235V189L237 190ZM64 190H65V189H64ZM227 190H230V188L227 189ZM233 190H234V189H233ZM259 190H260V189H259ZM66 192H67V191H66ZM184 192H185V190H184ZM225 192H226V188H225ZM255 192H256V191H255ZM261 192H262V191H261ZM64 193H65V192H64ZM223 193H224V195H223ZM257 193H258V192H257ZM126 194H127L128 197L133 198V193H132L131 191H127ZM255 194H256V193H255ZM263 194H264V193H263ZM226 195H227V196H226ZM231 195H232V193H231ZM233 195H235V196L237 197L236 193H234V192H233ZM233 195H232V196H233ZM57 196H58V195H57ZM184 196H185V195H184ZM187 196H188V194H187ZM196 196H197V197H196ZM232 196H231V197H232ZM247 196H248V195H247ZM252 196H253V195H251V198H252ZM185 197H186V196H185ZM228 198H229V197H228ZM237 198H238V197H237ZM184 199H185V198H184ZM231 199H233V198H231ZM4 200L6 201L7 199H4ZM56 200H57V199H56ZM247 200H248V199H247ZM10 201H11V200H10ZM10 201L7 200V202L3 204V207H4V209L6 210V211H5V210H4V211L6 212V214L9 213V217H10V216L15 217L16 214H17V212H16V206H15V203H11ZM222 201H223V200H222ZM232 201H234V200H232ZM237 201H238V200H237ZM253 201H254V199H253ZM58 202H60V201H58ZM61 202H62V201H61ZM236 203H237V202H236ZM254 203H255V202H254ZM1 204H2V203H1ZM230 204H231V206H235V205H236V204H234V203H230ZM249 204H251V203H249ZM227 206H229V205H227ZM229 207H230V206H229ZM21 208H22V209H25V211L28 209V208H26L24 205H22ZM1 209H2V208H1ZM231 209H233V208H231ZM235 209H236V208H235ZM263 209H264V208H263ZM263 209L261 208L260 210L263 211ZM18 210H19V209H18ZM186 210H187V209H186ZM233 210H234V209H233ZM255 210H256V209H255ZM231 211H232V210H231ZM229 212H230V211H229ZM232 213H233V211H232ZM245 213H246L247 215H249V216L246 217V219L248 218L247 220L245 219V221L243 220V222H241V225H243V226H245L246 228H249V229H251V228H253V227L256 228L258 225L256 224V221L254 220L255 216H254V215L251 216V214H249V213H250V209L246 207V208H245ZM165 214H166V212H163V213H162V217H164ZM202 214H203V213H202ZM254 214H255V213H254ZM200 215H201V214H200ZM202 216H203V215H202ZM229 216H230V217H233L232 215H229ZM263 216H264V215H263ZM199 217H201V216H199ZM209 217H210V215H209L208 217L205 216V217H204V221H205V220H209V221H210L211 218H209ZM252 217H254L253 220H252ZM183 218H184V217H183ZM183 218H182V219H183ZM188 218H189V217H188ZM201 218H202V217H201ZM201 218H199V219L196 220V222H198V224H200V223H201V224L204 223V222L202 221L203 218H202V219H201ZM226 218H229V217H226ZM174 219H175V216L172 215V216L170 217V222L173 223ZM236 219H237V218H236ZM189 220H190V219H189ZM194 220H195V219H194ZM14 221H15V220H14ZM222 221L225 222V220H222ZM228 221H230V220H227V222H228ZM234 221H236V220H234ZM234 221H232V222H234ZM238 221H240V219H239ZM7 222H9V221H7ZM230 222H231V221H230ZM212 223H213V222H212ZM235 223H238V222H235ZM235 223H234V224H235ZM210 224H211V223H210ZM215 224H217V222L214 223V224H211L210 226L215 225ZM224 224H225L226 226L228 225V223H224ZM222 225H223V223H222L221 220H220V221L218 222V224H217L215 227H217V229L219 230L220 233H223V234H224V233L227 232L228 230H226V229L224 228V226H222ZM239 225H240V223H239ZM241 225H240V226H241ZM198 226H199V225H198ZM210 226H209V227H210ZM221 226H222V227H221ZM212 227H214V226H212ZM212 227H210V229H211ZM215 227H214V228H215ZM227 227H229V226H227ZM232 227H233V225H232ZM2 228H3V227H2ZM0 229H1V228H0ZM227 229H228V228H227ZM200 230H201V229H200ZM211 230L216 231L215 229H211ZM258 230H259V229H258ZM255 231L257 232V230H255ZM261 231H262V230H261ZM0 232L2 233V235H1L2 237H3V235H4V236H6V238H7V231H6V230L1 229ZM258 232H260V230H259ZM176 233H177V232H176ZM211 233H213V232H211ZM214 233H215V232H214ZM227 233H228V232H227ZM225 234H226V233H225ZM170 235H171V234H170ZM171 236H172V235H171ZM211 236H212V235H211ZM213 236H215V235H213ZM222 236H223V235L221 234V237H222ZM9 237H10V236H9ZM223 237H225V236H223ZM228 237H230L229 233H228V236H227V234H226L227 243H225V242H221V243H220L221 247H222V246L225 247L226 245H227L228 249L231 247V246L229 247V245H230L231 242H230V238H228ZM256 237H257V236H256ZM258 237H259V236H258ZM260 237H261V236H260ZM212 238H214V237H212ZM226 238H223V239H226ZM215 239H216V238H215ZM220 239H222V238H220ZM256 239H258V240L255 241V242H258V241H259V238H256ZM1 240H2V239H1ZM218 240H219V239H218ZM215 241H217V239H216ZM219 241H220V240H219ZM224 241H225V240H224ZM5 242H7V241H5ZM213 242H214V241H213ZM235 242H237V240H236ZM255 242H254V243H255ZM217 243H218V241H217ZM241 243H243L244 246H245L247 249L250 247V244H249L250 242H247L246 239H245V240H244V239H240V240H238V242H237L238 245H237V246H241ZM7 244H8V243H7ZM215 244H216V243H215ZM231 245H232V244H231ZM251 245H252V243H251ZM253 245H255V244H253ZM204 246H205V247L200 248V246H199V248H197V249H199V251H198L197 253H198V256L200 257V259H198V261H199L198 264H211V263H207V262L203 263V262H204V255H203V254H204V253H202V252H203V251L206 252L207 249H208L209 247L212 248V246H214V245L210 246L209 244H207V245H204ZM216 247H217V246H216ZM213 249H214V248H213ZM213 249H212V250H213ZM220 249H221V248H220ZM232 249H234V248H232ZM209 250H210V249H209ZM212 250H211V251H212ZM209 255H211V256H209V257L212 258V255H213V254H209ZM195 256H196V255H195ZM227 256H228V254H227ZM263 256H264V255H263ZM221 257L224 258V256H220V258H221ZM213 258H214V257H213ZM213 258H212V259H213ZM262 258H263V257H261V259H262ZM217 259H218V257H217ZM224 259H225V258H224ZM257 259H259V258H257ZM261 259H259L260 262H261ZM193 260H196V259H193ZM210 260H211V259H210ZM222 260H223V259H222ZM228 260H229V259H228ZM208 261H209V260H208ZM212 261H214V260H211V262H212ZM216 261H217V260L215 259L214 262L216 263ZM224 261H225V260H224ZM189 262H193V261H189ZM189 262H187V263H189ZM214 262H212V264H215ZM263 262H264V261H263ZM222 263H224V262L219 261V263H217V264H222ZM258 263H259V262H258ZM261 263H262V262H261ZM261 263H260V264H261ZM192 264H193V263H192ZM194 264H195V263H194Z\"/></svg>",
    "mask_w": 264,
    "mask_h": 264
}]
</instances>
